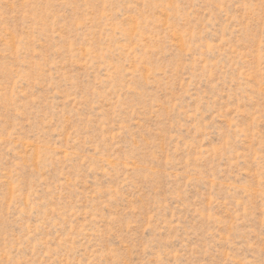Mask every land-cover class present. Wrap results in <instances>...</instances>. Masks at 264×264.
Segmentation results:
<instances>
[{"label": "rangeland", "instance_id": "1", "mask_svg": "<svg viewBox=\"0 0 264 264\" xmlns=\"http://www.w3.org/2000/svg\"><path fill=\"white\" fill-rule=\"evenodd\" d=\"M0 264H264V0H0Z\"/></svg>", "mask_w": 264, "mask_h": 264}]
</instances>
